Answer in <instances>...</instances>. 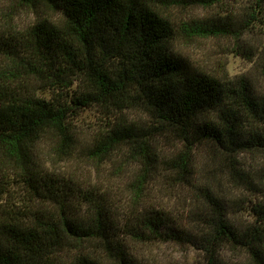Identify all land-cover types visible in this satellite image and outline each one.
I'll return each mask as SVG.
<instances>
[{"label":"trees","instance_id":"trees-1","mask_svg":"<svg viewBox=\"0 0 264 264\" xmlns=\"http://www.w3.org/2000/svg\"><path fill=\"white\" fill-rule=\"evenodd\" d=\"M15 1L42 17L0 32V264H165L166 244L177 264H264V0L186 19L231 0ZM212 36L255 77L179 51ZM201 151L217 156L202 171Z\"/></svg>","mask_w":264,"mask_h":264},{"label":"rangeland","instance_id":"rangeland-1","mask_svg":"<svg viewBox=\"0 0 264 264\" xmlns=\"http://www.w3.org/2000/svg\"><path fill=\"white\" fill-rule=\"evenodd\" d=\"M251 2V0H231L227 2L225 5H215L209 8L198 7L190 10L189 12L177 11L178 19H186V18H212L214 15H227L225 10H230L229 15L234 17H241L240 13L242 12V6H246ZM10 14L14 16V21L10 24L5 23V15ZM45 14V13H44ZM46 15V14H45ZM48 15V14H47ZM42 17L40 13H34L32 10L27 9L24 6H20L15 0H0V23L3 25L1 27L0 32H9L11 27L12 30H23L28 27L30 24H33L37 18ZM11 30V31H12ZM256 33L250 34L249 40L254 42L255 44H264V28H256ZM187 44V45H185ZM179 51L188 58V60L204 71L213 73L215 75L226 76L227 74L231 78L241 77L246 75H256V71L254 68V61L249 60L246 56L239 54L238 49L235 47V42L231 38L227 37H209V38H197L192 42L184 43L182 45H178ZM2 63V57L0 56V64ZM261 91L264 90V83H260ZM96 113L94 111L86 112V120L84 121L88 123L87 125H91L93 127L95 124ZM85 129V128H84ZM87 130V129H85ZM90 131V130H88ZM50 143H44L40 149L44 154H42L43 159L47 161L48 165L55 163V170H63L64 164L57 165V158L51 153L49 150ZM209 151H201L198 154V169L202 171L205 169V162L208 161L211 166L213 159L217 158V156H211L208 153ZM47 153V154H46ZM248 160L254 163V160L248 156ZM219 163V160H217ZM53 165V164H52ZM92 165V164H91ZM90 164L84 162L81 165V169L88 170L85 171L86 175L91 174V180H96L95 178L102 175V170L99 172L100 168H97V165L91 166ZM52 168V166H49ZM61 168V169H60ZM106 172L108 168H105ZM111 172V170H110ZM88 173V174H87ZM109 174V173H108ZM12 201H20L24 194L20 193L19 190H16L13 193ZM170 200L166 199L165 204H167ZM22 202V201H20ZM171 200L170 203H174ZM173 205V204H172ZM158 255H160V259L165 261V264H177L179 261L184 260V253H182L181 248H177L174 246H170L169 244L163 245L160 248L156 247ZM190 260H195L197 257L195 255L188 256Z\"/></svg>","mask_w":264,"mask_h":264}]
</instances>
